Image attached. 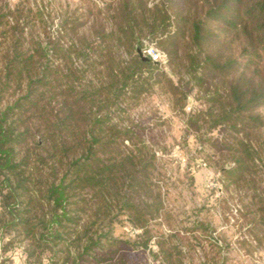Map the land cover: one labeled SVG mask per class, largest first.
Segmentation results:
<instances>
[{"label":"trees","instance_id":"trees-1","mask_svg":"<svg viewBox=\"0 0 264 264\" xmlns=\"http://www.w3.org/2000/svg\"><path fill=\"white\" fill-rule=\"evenodd\" d=\"M108 7L109 28L96 17L79 32L78 16L62 23L69 41L46 28L42 41L27 28L46 21L40 9L0 1V255L22 244L32 264H127L122 250L147 245L162 208L155 157L115 113L153 85L181 108L190 88L142 54V38L203 90L195 118L235 139L225 143L235 166L224 172L239 182L256 167L249 136L264 127V0ZM120 216L142 229L138 240L114 236Z\"/></svg>","mask_w":264,"mask_h":264},{"label":"rangeland","instance_id":"rangeland-1","mask_svg":"<svg viewBox=\"0 0 264 264\" xmlns=\"http://www.w3.org/2000/svg\"><path fill=\"white\" fill-rule=\"evenodd\" d=\"M0 1H6L11 8L23 2L33 12L42 11L46 21L34 19L27 27L35 38L43 41L46 28L54 36L68 34L64 39L69 41L72 33L65 32V19H85L86 24L79 30L83 33L89 32L96 17L109 28L113 7L108 4L119 0ZM145 2L147 7H153L162 0ZM141 41L142 54L150 47L158 49L162 53L159 67L175 82L182 81L190 93L180 108L165 87L153 85L137 101L122 102L124 112L115 113L120 124L131 127L132 141L144 142L153 152L154 181L162 199L160 215L147 226V245L122 250L127 264H264V212L258 209L264 206V146L260 143L264 127L249 136L257 151L255 169L241 181H232L224 170L235 166L234 152L225 143L237 146L235 139L226 128L210 129L195 118V113L205 108L203 90L187 81L184 69L167 66L166 54L155 39ZM120 53L126 56L123 49ZM259 112L264 116V107ZM237 206L236 215L232 210ZM113 232L118 238L136 241L142 229L131 227L120 216ZM23 255V245L15 244L0 255V264H32ZM165 255H169L168 260ZM43 264H47L46 260Z\"/></svg>","mask_w":264,"mask_h":264},{"label":"built area","instance_id":"built-area-1","mask_svg":"<svg viewBox=\"0 0 264 264\" xmlns=\"http://www.w3.org/2000/svg\"><path fill=\"white\" fill-rule=\"evenodd\" d=\"M144 53H145V55H146L147 57H150V58H151L152 60H154V61H158V60H160L161 55H162V53L159 52V50L156 49V48H154V47H150V48H148L147 50H145ZM238 208H239V206L235 207V208L232 210V212H233L234 214H236V215H237V213H238Z\"/></svg>","mask_w":264,"mask_h":264},{"label":"crops","instance_id":"crops-1","mask_svg":"<svg viewBox=\"0 0 264 264\" xmlns=\"http://www.w3.org/2000/svg\"><path fill=\"white\" fill-rule=\"evenodd\" d=\"M258 237H259V236H258ZM258 237H257V238H258ZM258 239H259V238H258ZM224 255H225V254H224ZM222 258H224V257L222 256Z\"/></svg>","mask_w":264,"mask_h":264}]
</instances>
